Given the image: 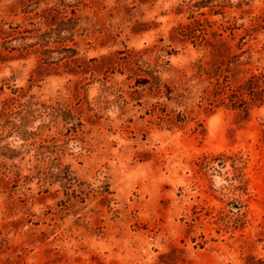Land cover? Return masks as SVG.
<instances>
[{
  "label": "rangeland",
  "instance_id": "rangeland-1",
  "mask_svg": "<svg viewBox=\"0 0 264 264\" xmlns=\"http://www.w3.org/2000/svg\"><path fill=\"white\" fill-rule=\"evenodd\" d=\"M0 264H264V0H0Z\"/></svg>",
  "mask_w": 264,
  "mask_h": 264
}]
</instances>
